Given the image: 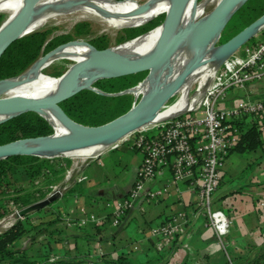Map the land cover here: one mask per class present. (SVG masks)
I'll return each instance as SVG.
<instances>
[{"label":"crops","instance_id":"obj_1","mask_svg":"<svg viewBox=\"0 0 264 264\" xmlns=\"http://www.w3.org/2000/svg\"><path fill=\"white\" fill-rule=\"evenodd\" d=\"M246 95L264 97V77L247 87L229 90L219 106H232ZM254 124L264 126V116ZM261 137L262 146L241 151L233 149L226 156L221 184L212 195L214 207L223 210L231 220V229L225 240L230 257L235 261L244 259V256L251 259L257 252H264V205H260L264 201V129ZM114 145L89 158V162L80 164L79 168L70 165L66 171L73 168L75 172L68 180L69 186L57 194L54 206L47 205L32 216L36 222L55 218L56 211L61 212L59 224L64 227L65 238L52 243L54 257L78 258L75 264H94L101 257L116 258L126 251L133 260L142 261L145 253H151L153 247H164L150 235V227L167 222L183 210L191 214L188 228L167 264H190L189 254L213 264H228L229 256L220 246L213 228L193 215L199 182L197 176L191 179L193 185L187 182L182 186L181 195H164L149 206L143 207L142 193L136 205L120 217L118 226L88 222L83 224L89 226V235L86 237L80 233L78 219L82 220L89 214L111 217L116 201L124 198L135 182L143 161L142 153L128 143L110 149ZM51 162L55 163L54 160ZM56 163L66 165L63 158ZM170 176V168H164L159 177L148 182L146 188L158 187ZM25 180V176L17 175L14 183L24 184ZM58 183H65V179ZM68 188L72 189L66 192ZM184 243L189 247H184Z\"/></svg>","mask_w":264,"mask_h":264},{"label":"trees","instance_id":"obj_2","mask_svg":"<svg viewBox=\"0 0 264 264\" xmlns=\"http://www.w3.org/2000/svg\"><path fill=\"white\" fill-rule=\"evenodd\" d=\"M262 13H264V0H248L233 13L228 23L241 22V28H243ZM162 14L166 15L167 12ZM5 18L6 14L0 13V26ZM155 19L136 28H126L125 35L119 37V42L135 37L142 32L145 33L163 22ZM88 29V22L81 21L75 24L74 34L53 35L51 29H37L14 39V42L0 56V79L12 78L22 74L41 55L53 50L61 43L75 38H86ZM86 39L98 48L109 46L108 39L103 35ZM62 71L60 69L50 74H43L53 78L64 73ZM148 72L139 71L135 74L118 75L117 77L101 76L94 85L106 93L83 88L76 94L62 100L60 104L73 120L86 125L98 126L118 117L131 108L135 100L133 94L117 92L137 85ZM263 129L264 126L260 127L257 124L245 127L241 125L240 141L234 149L241 151L262 146ZM53 132L55 133L52 124L44 116L37 111H24L0 122V144L12 142L19 138L48 135ZM59 159L61 158L52 159L31 154H17L0 159V218L9 213L6 200H13L21 208L44 198L46 196L44 188L58 184L64 178L66 169L71 165L69 159H64L66 165L57 164ZM51 160H54L55 163ZM17 175L26 177L23 185L19 183L15 186L17 183L14 182H16ZM10 188H14L13 193L9 190ZM71 189L68 188L66 192ZM10 194L12 195L10 196ZM55 201L50 202L49 205L54 206ZM38 210L19 217L11 227L0 231V264H75L78 261V258H57L53 255L52 243L65 238L62 230L64 227L59 224L61 212L57 210L55 218L35 222L32 216ZM77 223H79L80 233L87 237L90 232L89 226L83 224L80 219ZM16 243H20L19 246ZM176 244L177 241L164 246L162 249L153 247L151 253H145V259L142 261L133 260L129 257L128 252L122 251L116 258L101 257L94 264H167L177 247ZM200 259L204 261L203 264H213L204 258ZM234 264H264V252L256 258L250 259L244 256V259L234 260Z\"/></svg>","mask_w":264,"mask_h":264},{"label":"built area","instance_id":"obj_3","mask_svg":"<svg viewBox=\"0 0 264 264\" xmlns=\"http://www.w3.org/2000/svg\"><path fill=\"white\" fill-rule=\"evenodd\" d=\"M232 56L229 61L231 65L219 71L216 83L195 109L152 125H142L126 134L122 143L110 148L116 149L128 143L142 153L143 161L128 194L116 201L113 215L107 218L89 214L82 218V223L118 226L120 217L136 205L142 193L145 200L143 207L149 206L164 195H181L182 186L187 182L193 185L191 179L197 176L199 182L195 191L193 215L205 220L213 228L220 246L229 256V264H234L225 240L231 229V220L223 210L213 207L212 195L221 184L226 156L240 141L241 125H253L264 116V97L246 95L232 106L220 107L219 104L229 90L247 87L264 77V40L255 45H244ZM164 168H170L171 176L158 187L146 188L148 182L159 177ZM71 170L67 171L65 183L45 189L46 196L58 194L69 186ZM9 190L13 191L14 188ZM6 204L9 213L0 218V231L13 225L15 214L20 208L11 199L6 200ZM260 205L263 206L264 201ZM190 217L191 214L181 210L167 222L153 224L150 235L157 239L160 246L178 242L186 233ZM184 247H189L188 243H184ZM188 259L191 264L204 262L191 254Z\"/></svg>","mask_w":264,"mask_h":264},{"label":"water","instance_id":"obj_4","mask_svg":"<svg viewBox=\"0 0 264 264\" xmlns=\"http://www.w3.org/2000/svg\"><path fill=\"white\" fill-rule=\"evenodd\" d=\"M39 0H28V3L13 19V22L5 27H0V56L4 53L7 47L14 42V39L24 35V31L30 22L33 15L34 7ZM115 1V0H112ZM122 1V0H116ZM187 0H173L169 12L164 15L163 30L155 48L146 55L132 58L125 55L117 49V45L135 39L144 32L137 34L135 37L119 42L115 46H107L104 48L95 47L89 40L75 38L57 45L53 50L46 52L36 59L35 63L25 72L16 75L12 78L0 79V86L7 88L14 87L20 83V79L32 68L40 69L47 61L49 56L60 47L75 44L78 42L85 43L90 52L87 57L76 61L64 73L57 76L60 77V85L56 93L50 95H40L35 97H0V112L4 114L0 118V122L9 119L16 114L24 111H37L44 116L41 108H52L57 111L61 118L65 121L67 126L71 129L73 134H65L64 136L54 138L53 133L48 135H38L37 137L19 138L12 142L0 144V159L17 154H31L39 155L33 150L24 148L20 145L23 142H31L37 140H49L47 148H63V149H77L85 145L97 144L105 139H118L131 131L138 129L140 126L151 120L159 109L171 99L181 84L186 80V76L191 72L196 65L199 58V48L204 47L205 44L215 39L220 35L223 27L233 16V13L248 0H220L217 5L203 17L192 20L189 25L183 29L178 28L180 12ZM83 0H71L70 3L80 4ZM158 25V24H157ZM156 27V26H155ZM264 27V13L257 19L244 26L234 36L218 44L215 51V56L229 57V55L236 52L242 45L255 36L261 28ZM187 39H193V51L198 50L197 55L192 59L185 69L178 75L176 80L161 94L156 100L139 97L135 99L133 105L126 112L118 115V117L110 121L99 124L98 126H91L73 120L62 108L60 102L83 88H89L94 91L106 93L95 87L96 78L99 76L117 77L118 75L135 74L139 71H149L153 67L166 62L170 56L179 48V46ZM89 74V81L81 82V77ZM55 77V76H54ZM146 76L143 77V81ZM137 85L121 90L117 93L130 92ZM114 93V94H117ZM46 119L47 117L44 116ZM48 120V119H47ZM49 121V120H48ZM51 124L52 122L49 121ZM53 126V124H52ZM54 128V127H53ZM46 148V147H44ZM49 157V156H47ZM57 157V156H53ZM58 198L57 194H51L33 202L29 205L18 209L15 218L18 219L23 215L41 209L50 204V202Z\"/></svg>","mask_w":264,"mask_h":264},{"label":"bare ground","instance_id":"obj_5","mask_svg":"<svg viewBox=\"0 0 264 264\" xmlns=\"http://www.w3.org/2000/svg\"><path fill=\"white\" fill-rule=\"evenodd\" d=\"M70 1L71 0H39L34 7L33 15L30 18L31 20L28 23L24 34L40 28L47 22V20L54 17V15L72 12L78 7H83L84 10L82 11L90 17H96L99 19L105 18L107 23L113 27L142 25L152 21L161 11L165 9L170 10L173 0H147L140 5H133L125 0H83L82 3L74 5H72ZM27 3L28 0H0V10H6L9 12V16L0 27H5L13 22V19ZM204 9V6L202 7L201 2H198V0H187L179 15L178 28L183 29L187 27L192 20L199 19L204 13ZM162 23L137 36L133 40L118 44L117 49L132 58L148 54L155 48L160 38L159 36L163 30ZM220 37L221 33L215 39L208 41L204 47H201V50L200 48L198 49L199 58L196 65L186 76V80L175 92L177 93L180 90L179 100L167 106L169 108H164L162 111H158L153 117L154 119L151 118V120L143 124V126L152 125L159 121L178 116L180 113L193 110L199 105L203 96L207 93V90L212 88V85L214 84L213 82L217 78V71L221 65L224 62L226 66L231 65L228 61V57L217 58L215 56L217 47L216 43ZM193 43V39L185 40L166 62L157 67L151 68L145 79L141 81L138 86L134 87L132 91H135L137 94L141 92L143 94L141 96L152 99L153 101L156 100L158 96L176 80L187 64L197 55L198 50L193 51ZM89 52V47L83 42L69 44L58 48L49 56L40 69L37 70L34 67L29 70L20 79L21 82L14 87L7 88L1 85L0 97L20 96L36 98L40 95L56 93L61 78L45 76L43 74V69L46 66L53 64L58 58L69 57L82 60L88 56ZM89 76V74L83 75L80 78L81 82H88ZM100 77L101 76L97 77L96 80ZM199 78L201 79L199 80L198 87L193 92L189 93L190 85ZM135 98H137V95ZM168 101L162 107L166 106ZM40 111L49 121L52 122L55 130V133L53 134L54 138L64 136L65 134H73L57 111L52 108H41ZM3 116L4 114L0 112V118ZM126 136L127 135H123L115 140H101L97 144L85 145L78 147L77 149L47 148L49 146L47 145L49 144V140L23 142L22 144L20 143V145L30 151L33 150L35 153H39L42 157H53L57 155L86 157L85 159L87 160L83 163L86 164L89 162V158L97 156L99 152H102L114 144L119 145V143H122ZM120 140L122 141L118 142Z\"/></svg>","mask_w":264,"mask_h":264},{"label":"rangeland","instance_id":"obj_6","mask_svg":"<svg viewBox=\"0 0 264 264\" xmlns=\"http://www.w3.org/2000/svg\"><path fill=\"white\" fill-rule=\"evenodd\" d=\"M146 1L147 0H130V1H127V2H129V3L133 4V5H140V4H142V3L146 2ZM219 1L220 0H198V2H201L202 7L204 6V8H205L204 9V13L201 15V17H203V15H205L209 11H211L217 5V3ZM82 10H84L83 7H78L76 9H74V11H72V12H66V13H61V14L54 15V17H51L49 20H47V22L44 25H42L38 29H51L53 31V35H55V34H63V33H72V34H74L75 24L78 23V22H81V21H86L89 24V29H88L89 32L86 34V36H85L86 38H95V36L103 35V36H105V38L108 39L109 46H115L116 44L119 43V37L125 35V29L126 28H136L137 26H139V25H136V26H129V27H117V26L113 27V26H110L107 23L105 18L99 19V18H96V17L95 18L94 17H90L89 15L85 14L84 11H82ZM163 12H167L168 13L169 9H165V10L161 11L160 12L161 14L159 13L160 15L156 17V19L159 22L163 21L164 18H165L164 14H162ZM0 13L6 14V18L9 16V12L6 11V10H0ZM149 22H147V23H149ZM240 29H241V22H238V23H235V22L227 23L223 27V29L221 30V37L219 38L218 42L216 43V46H218V44L224 42L225 40L229 39L230 37L234 36V34H236L238 32V30H240ZM86 38H81V39H86ZM86 40H88V39H86ZM262 40H264V27L261 28L259 30V32L256 33L255 36L253 38H251L249 41H247L244 45H247V44L248 45H255V44L259 43V41H262ZM244 45H242V46H244ZM231 57H233L232 54L229 55L228 61H230ZM76 61H78V59H73V58H69V57L58 58V59L55 60V62L53 64H51L49 66H46L43 69V73L50 74V73H53L56 70H60V69L63 70L62 72H65ZM225 67H226V65H225V62H224L221 65V67L219 68V70L217 71V74L219 73V71L223 70ZM146 74H145V76H146ZM196 77H198V76H196ZM200 79L201 78H199L198 80H195L190 85L189 93L193 92L198 87V83H199ZM213 83L215 84L216 80ZM249 85H247V86H249ZM132 94H133V99H137V100H138L139 97H141V95H143L141 92L137 94L135 91H132ZM135 94L137 95V98H135V96H136ZM179 96H180V90L177 93H175L171 97V99L168 101L166 106L162 107L159 111H162V109H164V108H169L167 106H169V105L175 103L176 101H178L179 100ZM152 119H154V118H152ZM58 157L63 158V159H69L71 161V166H73V167H78L80 164L85 163L86 162L85 160H87V159H85L86 157H69V156H64V155H57L56 158H58ZM48 158H52L53 159L55 157H48ZM79 158H80V160H79ZM74 172H75V170L72 168V171H71V174H70L69 178L74 174ZM67 174H68V172L66 171L65 174H64V178L62 180L66 179ZM47 187L45 189H47ZM11 193H13V191H11ZM11 195L12 194H10V196ZM260 253L261 252H257L256 254L260 255ZM256 254L254 255L253 258L257 257ZM229 255L231 256L230 252H229Z\"/></svg>","mask_w":264,"mask_h":264}]
</instances>
